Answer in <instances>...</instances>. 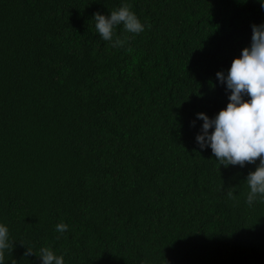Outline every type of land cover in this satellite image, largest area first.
<instances>
[{"label":"trees","instance_id":"trees-1","mask_svg":"<svg viewBox=\"0 0 264 264\" xmlns=\"http://www.w3.org/2000/svg\"><path fill=\"white\" fill-rule=\"evenodd\" d=\"M125 3L145 31L104 41L93 15ZM262 23L258 0H0L5 264H41V247L64 264H264L259 158L225 167L195 140Z\"/></svg>","mask_w":264,"mask_h":264},{"label":"clouds","instance_id":"clouds-1","mask_svg":"<svg viewBox=\"0 0 264 264\" xmlns=\"http://www.w3.org/2000/svg\"><path fill=\"white\" fill-rule=\"evenodd\" d=\"M261 7L264 3L258 0ZM95 29L104 41H112L113 29L118 25L130 33L145 31L143 24L129 4H122L108 16L100 13L93 15ZM250 46L241 50L234 58L227 73L218 71V82L230 90L226 107L213 118L197 113L196 118L203 121L195 140L200 149H211L216 160L225 167L245 163H259L254 171L248 173L246 182L249 188L247 203L264 201V23L251 25ZM247 96L249 99L245 100ZM193 121V126H194ZM209 129H212L209 132ZM231 195V194H230ZM68 225L61 222L56 225L58 232H65ZM12 247L9 229L0 223V264H5L4 253ZM26 255L34 254L26 250ZM41 264H64L63 255H56L47 247L40 248Z\"/></svg>","mask_w":264,"mask_h":264}]
</instances>
